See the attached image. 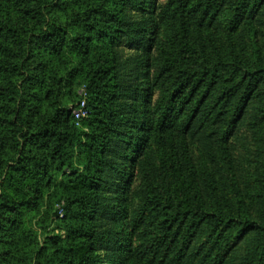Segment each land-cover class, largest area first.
Segmentation results:
<instances>
[{
	"label": "trees",
	"instance_id": "1",
	"mask_svg": "<svg viewBox=\"0 0 264 264\" xmlns=\"http://www.w3.org/2000/svg\"><path fill=\"white\" fill-rule=\"evenodd\" d=\"M140 1L0 0V264H100L99 250L110 264H228L247 240L243 264H264V187L231 201L191 151L216 159L249 111L264 131V52L236 41L264 0H169L137 19ZM156 22L165 40L148 83ZM128 44L146 57L134 74L116 52ZM98 46L106 55L90 62ZM76 83L80 121L62 100ZM138 157L141 203L130 207ZM45 196L50 211L64 200L66 235L40 246L26 217Z\"/></svg>",
	"mask_w": 264,
	"mask_h": 264
},
{
	"label": "rangeland",
	"instance_id": "2",
	"mask_svg": "<svg viewBox=\"0 0 264 264\" xmlns=\"http://www.w3.org/2000/svg\"><path fill=\"white\" fill-rule=\"evenodd\" d=\"M168 2L169 0H141L140 5L138 6L139 9L133 10L132 13L137 19L143 17L156 18L160 10L166 7ZM13 12L14 15H17L19 13L18 8L13 9L12 13ZM248 22L238 30L236 41L238 43L244 41L247 45H250L252 40H256L264 52V10L256 16L252 25H248ZM156 23V27L152 32L155 48L149 57H145L148 60V64L142 61V59H145L142 58L144 52L133 50L130 44L119 46L116 49V52L123 54L124 60H128L127 64L129 66L130 74L136 73L139 70V64L144 62L141 70L146 72L148 83H152L155 71L153 65L150 67L148 66L149 64H154V61H156L159 52L158 44L165 40V25L159 22ZM105 55L106 52L102 47H95V52L93 51L89 61H96L99 56L104 58ZM159 94V90L155 89L149 105L150 107L155 106ZM84 96L85 85H78L76 83L73 85L68 96L64 94L62 100L64 101L65 106L74 111L78 108L77 105L79 102L81 103L84 101V99H82ZM250 114L249 111V114L245 116L243 123L235 131L234 136L225 149V152L217 147L216 159L213 161L205 152L200 150L196 143H191V151L196 161V165L198 167L205 164L209 166L210 170L215 173L221 195L227 196L231 201H237L238 193H236V190H239L240 194L246 195L254 186L264 187V131H255L250 128ZM139 160L140 157L133 162L130 174L132 177V183L130 190L124 196L125 201L130 207L138 206L141 203L140 192L143 186V171L139 165ZM155 163L156 161L154 160V164ZM1 182L2 179L0 178V194L2 192ZM73 192L76 193H69L68 195H78L77 191ZM108 195L111 196L112 194ZM48 197L49 196H45L44 203L42 202L44 205L41 207L40 215L32 214L31 217H26L28 220V226L30 225V227H32V229L38 234L40 246L45 245L47 238L55 235L63 237L66 235L63 224L59 220L60 218L56 216L57 213L59 214V210L62 207L64 208L65 202L63 199L59 202H54L53 200V209L50 211ZM48 212H50V218H48V221H43L44 214ZM206 238L207 235L203 234L202 238L198 240L197 246L202 245L206 241ZM250 243L251 242L247 240L239 245L231 255L228 264H243L250 251ZM98 257L100 264H110L103 251H98Z\"/></svg>",
	"mask_w": 264,
	"mask_h": 264
},
{
	"label": "built area",
	"instance_id": "3",
	"mask_svg": "<svg viewBox=\"0 0 264 264\" xmlns=\"http://www.w3.org/2000/svg\"><path fill=\"white\" fill-rule=\"evenodd\" d=\"M73 114H74L76 120H78V121H80L81 119H83L87 116L88 112L86 110L85 101H83L79 104V107L73 111Z\"/></svg>",
	"mask_w": 264,
	"mask_h": 264
}]
</instances>
